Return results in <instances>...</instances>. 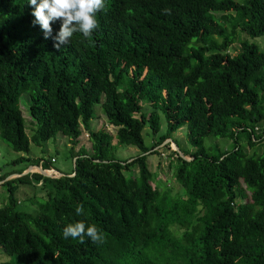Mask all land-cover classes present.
I'll return each mask as SVG.
<instances>
[{"label": "trees", "instance_id": "trees-1", "mask_svg": "<svg viewBox=\"0 0 264 264\" xmlns=\"http://www.w3.org/2000/svg\"><path fill=\"white\" fill-rule=\"evenodd\" d=\"M105 3L91 40L75 33L57 50L60 20L45 39L27 0H0V139L29 154L31 143L62 134L75 163L62 174L51 160L22 158L15 164L26 160V169L0 175L9 187L0 247L16 260L3 264H264V51L236 39L240 28L264 36V0ZM99 112L115 134L91 129ZM182 127L193 148L173 141L171 174L183 189L174 192L149 159ZM84 131L92 154L76 152ZM207 138L233 146H206ZM243 141L257 150L250 155ZM120 147L141 154L120 160ZM24 186L45 200L33 216L15 197ZM78 221L95 224L104 243L65 239Z\"/></svg>", "mask_w": 264, "mask_h": 264}, {"label": "rangeland", "instance_id": "rangeland-1", "mask_svg": "<svg viewBox=\"0 0 264 264\" xmlns=\"http://www.w3.org/2000/svg\"><path fill=\"white\" fill-rule=\"evenodd\" d=\"M220 17V15H218ZM236 39L238 42L242 40H247L250 43H254L259 46L261 51H264V36L252 38L247 35V33L240 28V30L236 34ZM221 43V40H219ZM241 45L240 43L234 44L229 48V53L231 55H235ZM24 95L23 97H25ZM22 104L25 109H23L24 118L27 124V133L29 136L33 135L34 129L31 125L32 119L28 114L27 109V100L23 99ZM100 113V112H99ZM162 117V130L160 136L163 135L167 131V122L165 120L164 115ZM260 132L264 129V122L260 125ZM91 129L93 131H99L101 129H106L108 132L115 134L116 128L110 126L107 122L106 117L100 113L99 118L96 121H93L91 124ZM145 142L148 146L151 143H155L154 139L151 136V131L149 126L147 125L143 132ZM187 135V127H182L177 133L172 135V138L165 143L162 147L156 150V154L150 157L149 159V166L153 173H155L159 180H161L164 185L166 184L168 188L173 189L174 192H182L183 189L181 185L173 178L171 174V166L170 160L171 154L173 151H177V145L179 144L180 149L183 151L191 150L193 147L188 143L186 138ZM159 136V137H160ZM158 139V137H157ZM173 141H176L174 143ZM243 146L245 150L252 155L257 147L251 149L246 141H243ZM206 146L214 145L215 147L221 148L223 151L230 150L233 146V142L229 139H221V138H207L205 142ZM73 145L70 143L67 137H64L62 134H59L56 138L51 139L48 143L44 146H36L35 144L31 143L30 146V153H17L13 151L5 142L0 139V175L12 172V171H19L21 169H26L29 163L26 160H22L20 163L15 164V161L19 159H26V158H33V159H45L46 161H52V168L61 172L62 174H70L74 170L75 163L74 160L71 158V147ZM169 146V147H168ZM82 147H84L89 154H92V143L90 141L89 135L86 131L83 132L82 137L79 139V145L75 147L76 152H78ZM261 151H264L261 150ZM141 154L140 150L133 147H120L119 150L116 152V157L120 160L130 159L133 157L138 156ZM175 160V159H174ZM175 163V161H174ZM42 170V169H41ZM33 172V171H30ZM46 174L49 171H44ZM57 176V175H54ZM11 179V178H10ZM9 187L8 185L5 186L0 183V206H3L9 196ZM37 190V189H36ZM31 186H24L18 192H16V199L21 203V209L25 210L28 214L34 215L37 212V208L39 204H41L44 200L42 196L38 195ZM35 192V193H34ZM26 199L32 201H36V205H31L30 202L26 201ZM39 203V204H38ZM15 258L9 257L3 252V249L0 247V264L6 262H15Z\"/></svg>", "mask_w": 264, "mask_h": 264}, {"label": "clouds", "instance_id": "clouds-1", "mask_svg": "<svg viewBox=\"0 0 264 264\" xmlns=\"http://www.w3.org/2000/svg\"><path fill=\"white\" fill-rule=\"evenodd\" d=\"M33 8L31 15L34 17L33 25H39L44 33V38L52 36V23L61 21V26L54 39L53 47L60 50L61 45H67L75 33H81L86 39L91 40L92 34L99 27L97 14L106 7L105 0H27ZM165 14L169 10L165 9ZM77 216L84 215L83 203L74 206ZM65 239H78L85 243L87 236L93 243H104V236L95 224L86 225L83 221L69 223L63 229Z\"/></svg>", "mask_w": 264, "mask_h": 264}, {"label": "built area", "instance_id": "built-area-1", "mask_svg": "<svg viewBox=\"0 0 264 264\" xmlns=\"http://www.w3.org/2000/svg\"><path fill=\"white\" fill-rule=\"evenodd\" d=\"M49 172H51V174H49V173H47V174L51 175L52 177H53L54 175H59V173H58L57 171H49Z\"/></svg>", "mask_w": 264, "mask_h": 264}, {"label": "water", "instance_id": "water-1", "mask_svg": "<svg viewBox=\"0 0 264 264\" xmlns=\"http://www.w3.org/2000/svg\"><path fill=\"white\" fill-rule=\"evenodd\" d=\"M41 172L45 173L44 171H41ZM45 174H46V173H45Z\"/></svg>", "mask_w": 264, "mask_h": 264}]
</instances>
